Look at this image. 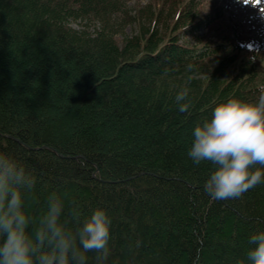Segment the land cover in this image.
I'll return each mask as SVG.
<instances>
[{"label": "trees", "instance_id": "16d2710c", "mask_svg": "<svg viewBox=\"0 0 264 264\" xmlns=\"http://www.w3.org/2000/svg\"><path fill=\"white\" fill-rule=\"evenodd\" d=\"M127 1L0 0V152L36 179L25 211L38 222L53 192L82 219L105 209V264H251L264 184L213 200V165L187 153L215 106L264 89V41L201 34L219 25L201 0Z\"/></svg>", "mask_w": 264, "mask_h": 264}, {"label": "clouds", "instance_id": "9594fccd", "mask_svg": "<svg viewBox=\"0 0 264 264\" xmlns=\"http://www.w3.org/2000/svg\"><path fill=\"white\" fill-rule=\"evenodd\" d=\"M249 2L264 18V0ZM175 100L181 113L189 110L188 89ZM187 155L196 165H213L204 182L213 200L240 199L264 184V89L254 99L230 98L215 106L211 119L194 128ZM35 185L23 163L0 152V264H88V253H95L96 264H105L112 227L108 212L98 207L82 219L78 207L66 208L53 192L37 222L25 211ZM249 244L254 247L248 260L264 264V232L252 235Z\"/></svg>", "mask_w": 264, "mask_h": 264}, {"label": "rangeland", "instance_id": "374dc122", "mask_svg": "<svg viewBox=\"0 0 264 264\" xmlns=\"http://www.w3.org/2000/svg\"><path fill=\"white\" fill-rule=\"evenodd\" d=\"M129 9L135 11L138 6H144L148 0H128ZM201 12L203 14L218 15V24L212 29L203 30L201 34L211 35L220 31H231L243 34L253 41H264V18L260 16V8L254 7L249 0H201ZM264 7V4L261 5ZM86 23L74 21V27H81ZM94 28L95 24L90 23ZM97 26V24H96ZM217 29V31H216ZM127 34L132 32V25L126 28ZM215 37V35L213 36ZM187 40L191 37H185ZM264 63V56H262Z\"/></svg>", "mask_w": 264, "mask_h": 264}, {"label": "water", "instance_id": "95a60500", "mask_svg": "<svg viewBox=\"0 0 264 264\" xmlns=\"http://www.w3.org/2000/svg\"><path fill=\"white\" fill-rule=\"evenodd\" d=\"M9 137H11V136H9ZM18 141H19V140H18ZM19 142H20V141H19ZM42 148H48V149H51V147H46V146H45V147H42Z\"/></svg>", "mask_w": 264, "mask_h": 264}]
</instances>
